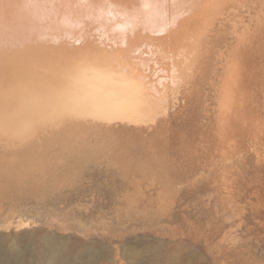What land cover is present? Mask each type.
<instances>
[{"label": "rangeland", "instance_id": "374dc122", "mask_svg": "<svg viewBox=\"0 0 264 264\" xmlns=\"http://www.w3.org/2000/svg\"><path fill=\"white\" fill-rule=\"evenodd\" d=\"M106 81L124 117L67 96ZM49 236L264 264V0H0V237Z\"/></svg>", "mask_w": 264, "mask_h": 264}, {"label": "bare ground", "instance_id": "6f19581e", "mask_svg": "<svg viewBox=\"0 0 264 264\" xmlns=\"http://www.w3.org/2000/svg\"><path fill=\"white\" fill-rule=\"evenodd\" d=\"M103 85L104 86H101L103 90H99L100 93H98L100 96L95 93L98 91L97 86H94L91 83H85L87 89L85 93L80 90V96L84 97L85 100L73 93H70L67 96L73 102L83 106L81 108L85 111L91 110L88 109L89 107L87 104L92 102L99 110L89 111L91 113H98L109 119L124 117L125 114H122V112H124L122 111V107L126 101L123 98L125 96V91L122 89V86L118 85V87H116L117 92H112L108 89L115 87L116 84L113 81H106ZM45 244V247L47 248L44 249V254L50 259L51 264H70L68 258L65 257V244L52 236H49L46 239ZM147 248L148 245L133 246L130 247L128 251H130L140 264H159L161 260L158 249L153 247L150 252L147 253ZM105 256L106 254L101 251L99 247L93 245L89 249V261L87 262L94 263ZM146 256L150 257L148 262L144 259ZM187 256L178 254L171 260L168 258L167 264H192L190 262L191 259ZM28 262L30 263V259H28L26 255L20 253V248L17 245L12 248L11 246L8 247L4 238L0 237V264H25Z\"/></svg>", "mask_w": 264, "mask_h": 264}]
</instances>
